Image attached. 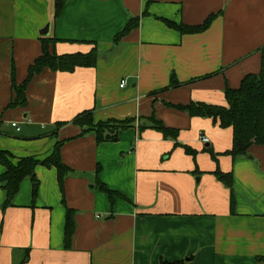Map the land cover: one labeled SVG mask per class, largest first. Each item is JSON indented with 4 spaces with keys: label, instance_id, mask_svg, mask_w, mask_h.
I'll return each mask as SVG.
<instances>
[{
    "label": "crops",
    "instance_id": "crops-1",
    "mask_svg": "<svg viewBox=\"0 0 264 264\" xmlns=\"http://www.w3.org/2000/svg\"><path fill=\"white\" fill-rule=\"evenodd\" d=\"M54 2L0 0V149L13 163L42 161L61 142L71 169L61 192L56 169L38 164L36 181L24 178L9 206L0 186V264H264V145L231 157V127L175 108L225 105L226 87L259 72L264 0H66L56 18ZM211 14L200 33L180 34L163 22L197 25ZM133 17L138 26L114 42ZM47 24L46 37L57 39L50 52L95 45L96 64L44 68L26 86V106L9 108L11 65L21 83ZM171 79L179 85L169 87ZM85 110L93 123L135 122L115 140L96 142L72 123ZM151 116L177 137L150 128ZM215 169L232 174V189ZM67 208L74 211L69 248Z\"/></svg>",
    "mask_w": 264,
    "mask_h": 264
},
{
    "label": "trees",
    "instance_id": "trees-1",
    "mask_svg": "<svg viewBox=\"0 0 264 264\" xmlns=\"http://www.w3.org/2000/svg\"><path fill=\"white\" fill-rule=\"evenodd\" d=\"M66 0H55L54 2V17H58ZM215 17V14L209 15L201 24L186 25L183 23H175L173 21L164 20L165 25L180 34H194L205 31L210 22ZM139 18H130L124 27L116 33L113 40L119 41L123 36L129 33L132 29L138 26ZM41 53L28 66L27 76L21 82L17 83L14 78V67L11 65V89L14 93V98L8 103L7 107H25L26 95L25 89L31 78L41 72L44 68L52 71L71 72L76 67H94L97 61V49L94 45L88 52H74L56 54L50 52L49 45L57 42L53 37H40ZM92 43V42H87ZM179 83L171 79L169 87H175ZM225 105H214L205 103H190L188 105H176L175 108L188 112L191 116L202 118H211L213 123H216L220 128L232 129V145L225 154L231 157L245 155L252 145H264V47L261 49V65L257 74H248L244 76L238 88L224 89ZM149 127L159 131L164 137L176 138L178 131L176 129L167 128L160 120L153 116L148 118ZM134 118L124 120L110 119L107 121L93 123L92 112L85 110L79 113L72 123L79 126L80 134L93 133L96 142L112 141L117 138L118 132L122 129L133 126ZM64 123H59L61 126ZM143 126H139L142 129ZM61 142H57L50 156L42 161L35 160L31 157H25L13 163L9 154L0 149V164L3 167V172L0 174V186L5 193L4 206L12 204V200L17 194L21 181L29 177L33 182L35 179V167L41 164L45 167H54L57 172L58 185L63 192L64 177L71 172V169L66 166L60 156ZM186 153L193 155L194 150L184 146ZM212 158L215 154L212 149L207 150ZM214 176L225 186L232 189V174L230 172L223 173L219 169H215ZM98 188L106 192L112 197L113 192L107 189L103 184L98 182ZM35 195V190L33 191ZM231 207L234 201L231 198ZM74 232V211L67 208L65 212L63 241L64 247L69 248ZM260 260H264L261 258ZM161 264H168L162 262Z\"/></svg>",
    "mask_w": 264,
    "mask_h": 264
},
{
    "label": "built area",
    "instance_id": "built-area-1",
    "mask_svg": "<svg viewBox=\"0 0 264 264\" xmlns=\"http://www.w3.org/2000/svg\"><path fill=\"white\" fill-rule=\"evenodd\" d=\"M124 83H125L124 80H121L120 87H123ZM12 126H15V127L18 128V126L16 125V123H13ZM200 141L203 142V143H207L208 142V138L206 136H203L202 135L200 137Z\"/></svg>",
    "mask_w": 264,
    "mask_h": 264
},
{
    "label": "water",
    "instance_id": "water-1",
    "mask_svg": "<svg viewBox=\"0 0 264 264\" xmlns=\"http://www.w3.org/2000/svg\"><path fill=\"white\" fill-rule=\"evenodd\" d=\"M48 29H49V25L47 24L41 31H40V35L42 36H47L48 35Z\"/></svg>",
    "mask_w": 264,
    "mask_h": 264
}]
</instances>
